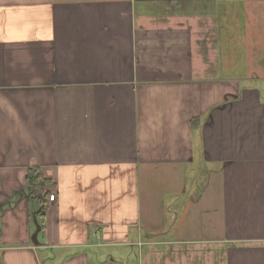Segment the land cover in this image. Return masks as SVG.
I'll list each match as a JSON object with an SVG mask.
<instances>
[{
	"label": "crops",
	"instance_id": "crops-1",
	"mask_svg": "<svg viewBox=\"0 0 264 264\" xmlns=\"http://www.w3.org/2000/svg\"><path fill=\"white\" fill-rule=\"evenodd\" d=\"M160 236L264 264V0H0V264Z\"/></svg>",
	"mask_w": 264,
	"mask_h": 264
},
{
	"label": "rangeland",
	"instance_id": "rangeland-1",
	"mask_svg": "<svg viewBox=\"0 0 264 264\" xmlns=\"http://www.w3.org/2000/svg\"><path fill=\"white\" fill-rule=\"evenodd\" d=\"M187 8L188 6H172L167 12L185 11ZM228 54L227 49L223 55L224 58L222 57L223 60L228 58ZM191 232V230H185V234L189 236ZM189 240L192 239L186 236L177 244L165 240L162 236L153 240L145 237L141 238L137 245L118 247V250L128 256L122 264H225L223 245L214 246L206 242L196 244V241L193 243Z\"/></svg>",
	"mask_w": 264,
	"mask_h": 264
},
{
	"label": "trees",
	"instance_id": "trees-1",
	"mask_svg": "<svg viewBox=\"0 0 264 264\" xmlns=\"http://www.w3.org/2000/svg\"><path fill=\"white\" fill-rule=\"evenodd\" d=\"M26 179H27V184L30 186L46 185L49 188L53 187V183L50 182L49 180L45 179L37 167H31L28 169Z\"/></svg>",
	"mask_w": 264,
	"mask_h": 264
}]
</instances>
